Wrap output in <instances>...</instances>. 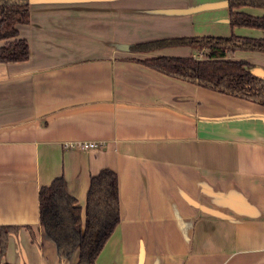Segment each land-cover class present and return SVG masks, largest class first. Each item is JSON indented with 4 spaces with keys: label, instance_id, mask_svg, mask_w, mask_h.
<instances>
[{
    "label": "crops",
    "instance_id": "1",
    "mask_svg": "<svg viewBox=\"0 0 264 264\" xmlns=\"http://www.w3.org/2000/svg\"><path fill=\"white\" fill-rule=\"evenodd\" d=\"M29 1L30 21L18 29L30 56L0 62V237L2 226L17 227L0 264H58L39 223V190L63 175L85 208L103 168L118 174L121 216L96 264H264V105L143 62L206 59V47L132 48L264 39V29L232 26L229 0ZM237 10L264 16V7ZM225 59L264 78L262 50ZM79 141L98 145H69Z\"/></svg>",
    "mask_w": 264,
    "mask_h": 264
},
{
    "label": "trees",
    "instance_id": "2",
    "mask_svg": "<svg viewBox=\"0 0 264 264\" xmlns=\"http://www.w3.org/2000/svg\"><path fill=\"white\" fill-rule=\"evenodd\" d=\"M242 6L264 7V0H229L231 25L264 29V16L238 11ZM29 21V0H0V40H7L0 47V62L25 61L29 58V43L19 36L18 29L19 24ZM184 44L208 48V58L159 56L143 62L171 76L264 105V78L250 71L244 60L225 59L228 51H264L263 38L235 34L175 37L133 45L132 48L150 50ZM38 198L39 223L46 238L56 245L58 264L66 263L76 249L79 250L77 264H96L99 253L120 222L117 172L103 168L91 176L85 208L68 191L63 175L41 186ZM15 229L16 226L1 227V256L7 248L8 234ZM31 233L34 238L32 230Z\"/></svg>",
    "mask_w": 264,
    "mask_h": 264
},
{
    "label": "built area",
    "instance_id": "3",
    "mask_svg": "<svg viewBox=\"0 0 264 264\" xmlns=\"http://www.w3.org/2000/svg\"><path fill=\"white\" fill-rule=\"evenodd\" d=\"M69 145L76 148L90 149L97 147L98 144L91 141H84V142L79 141V142H71Z\"/></svg>",
    "mask_w": 264,
    "mask_h": 264
},
{
    "label": "rangeland",
    "instance_id": "4",
    "mask_svg": "<svg viewBox=\"0 0 264 264\" xmlns=\"http://www.w3.org/2000/svg\"><path fill=\"white\" fill-rule=\"evenodd\" d=\"M198 48H204V47H198ZM78 257H79V250L78 249H76L73 253H72V255H71V257H70V261H71V263H77V261H78Z\"/></svg>",
    "mask_w": 264,
    "mask_h": 264
}]
</instances>
